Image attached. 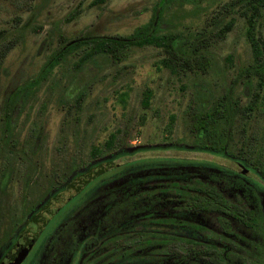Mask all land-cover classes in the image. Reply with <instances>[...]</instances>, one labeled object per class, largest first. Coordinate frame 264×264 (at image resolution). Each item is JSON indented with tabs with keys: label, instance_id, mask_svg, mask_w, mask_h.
I'll return each mask as SVG.
<instances>
[{
	"label": "trees",
	"instance_id": "obj_1",
	"mask_svg": "<svg viewBox=\"0 0 264 264\" xmlns=\"http://www.w3.org/2000/svg\"><path fill=\"white\" fill-rule=\"evenodd\" d=\"M100 1L91 0V3ZM170 1L158 0L153 6L151 20L130 34H86L61 40L43 61L36 76L24 80L8 93L2 108L0 132V149L3 151L0 153V193L4 192L14 175L10 163L20 158L27 164L21 175L20 172L15 174L21 188L19 215L9 217L8 209L3 205L4 198H0V245L51 188L59 190L68 179L100 160L127 153L122 144L127 132L123 128L110 133L101 148L92 146L89 159L77 162L70 157L59 166L53 162L45 174L38 173L43 177L40 180L32 175L39 172L38 164L29 157L35 154L40 129L35 132L30 129L28 137L32 139L31 144L19 145L12 134L15 113L25 104L34 84L42 80L65 54L85 45L76 61L77 66H82L95 54H104L113 61L118 60L120 52L130 46L153 45L162 48L164 53L159 59L161 66L174 74L204 72L207 69L210 63L207 47L224 35L231 21L218 24L221 17L212 15L203 26L193 31L160 32L161 14ZM263 4L264 0H226L221 4L218 11L237 7L245 19L251 61L237 74L238 78L233 77L231 81L242 83L240 96L246 98L241 101L240 96H234L228 86L214 99L202 100L199 96L190 100L185 110V129L190 142L181 144V147L226 156L258 176L262 183L264 119L259 133L252 129L251 120L256 113L264 115V29L262 34L253 35ZM15 18L19 20V17ZM20 36L22 34L18 30L0 29V64ZM81 94V89L77 88L74 103H78ZM147 99L145 91L144 106ZM129 162L132 161L122 164ZM167 162L153 161L142 166L136 163L118 169L116 167L121 164L114 166L120 174L99 187L98 193L80 210L86 222L99 225L102 231L99 237L106 241L104 247L115 256L118 264H264V253H258V241L253 239L258 237L264 223L259 201L261 191L264 192L263 184L258 181L257 188L256 181L247 175L205 160L181 164ZM95 177L86 184L93 182ZM31 183L34 189H38L41 183L44 185L39 196L25 204V190Z\"/></svg>",
	"mask_w": 264,
	"mask_h": 264
},
{
	"label": "rangeland",
	"instance_id": "obj_2",
	"mask_svg": "<svg viewBox=\"0 0 264 264\" xmlns=\"http://www.w3.org/2000/svg\"><path fill=\"white\" fill-rule=\"evenodd\" d=\"M157 1L0 0V29H14L22 34L0 64V132L6 96L16 85L36 76L43 61L61 40L86 34H130L151 20ZM224 1L171 0L161 14L160 32L193 31L203 26L212 15L221 17L218 24L231 21L224 35L207 47L210 63L204 72L182 75L170 72L159 63L164 54L162 48L153 45L130 46L120 52L118 60L113 61L104 54H95L82 66H77L76 61L85 45L65 54L42 80L34 84L25 104L15 113L12 134L19 145L31 144L32 139L28 137L30 129L33 128L34 132L40 129L35 154L29 157L38 164L39 172L32 175L40 180L43 177L38 173L45 174L53 162L59 166L70 157L77 162L89 159L92 146L101 148L110 133L123 128L127 131L122 143L127 151L124 154L132 162L116 165V169L145 161L147 164L153 161L181 164L193 160H205L225 167L228 162L224 158L229 159L226 156L215 154L224 163L221 165L209 154L198 152L203 150L181 147L182 142H190L185 129L188 102L199 96L202 100L214 99L228 86L234 96H240L242 83L231 80L238 78L237 74L251 61L244 16L237 7L218 11ZM263 29L264 4L256 18L253 35L262 34ZM77 88L82 94L78 103H74ZM145 91L148 99L144 106ZM245 98L240 96L241 101ZM263 119L264 115L258 113L252 117L251 127L257 133ZM121 155L116 154L112 158ZM141 155H152L150 157L153 158ZM26 164L27 161L20 158L10 163L14 175L4 192L0 193L9 217H17L20 213V180L15 174L20 172L21 175ZM147 164L140 163L141 166ZM118 174L115 167L99 173L94 183L91 181L83 186L49 218L43 232L65 213L97 194L99 180ZM43 185L41 183L38 189H34L30 184L25 190V204L39 196Z\"/></svg>",
	"mask_w": 264,
	"mask_h": 264
},
{
	"label": "flooded vegetation",
	"instance_id": "obj_3",
	"mask_svg": "<svg viewBox=\"0 0 264 264\" xmlns=\"http://www.w3.org/2000/svg\"><path fill=\"white\" fill-rule=\"evenodd\" d=\"M98 177L99 175L95 177L93 182ZM113 178L99 180L96 188L99 189V187H103L104 183H107ZM250 178H257L256 180L254 179L257 188L258 181L262 183L256 175L254 178ZM56 189L57 188H51L48 195ZM256 191L258 192V190ZM259 201L264 215L263 194H261V199ZM75 205L76 204H74L73 207H75ZM37 206L36 204L28 210L23 221L15 227L11 235L0 245V258L6 249L13 243L25 219L36 211ZM84 206L83 203L73 211L65 213L64 216L59 218L60 220L56 221L44 232L42 229L19 264H118L115 256L109 254L107 251L108 248L104 247L103 243L106 241L99 237L102 232L99 225L96 222H86L85 218L80 214V210ZM261 231L258 232V237H253L254 240L258 241V253L260 255L261 252L264 253V248L263 250L261 249L262 244H264V223L262 224Z\"/></svg>",
	"mask_w": 264,
	"mask_h": 264
},
{
	"label": "water",
	"instance_id": "obj_4",
	"mask_svg": "<svg viewBox=\"0 0 264 264\" xmlns=\"http://www.w3.org/2000/svg\"><path fill=\"white\" fill-rule=\"evenodd\" d=\"M127 149L130 150L129 148ZM198 152L209 154L212 160H215L217 163L224 165V163L220 162L217 159L219 156L210 152ZM141 156L150 157L152 155ZM224 159L228 162L227 164L225 163L226 167L232 168L247 176L249 175L251 177H255L238 162L227 158ZM128 161L132 160H127L126 154H122L119 157L95 163L68 179V181L59 190H56L55 192L45 197L38 204L36 211L25 220L22 228L17 232L13 243L2 254L0 258V264H19V262L23 259V257L26 255L27 251L35 241L39 232L44 227L45 223L67 200L76 195L88 181L97 176L99 173Z\"/></svg>",
	"mask_w": 264,
	"mask_h": 264
}]
</instances>
